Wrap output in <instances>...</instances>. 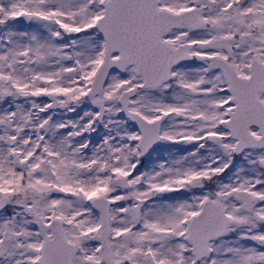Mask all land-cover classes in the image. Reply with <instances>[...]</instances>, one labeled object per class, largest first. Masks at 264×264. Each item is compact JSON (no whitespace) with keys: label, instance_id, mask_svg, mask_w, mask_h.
<instances>
[{"label":"snow or ice","instance_id":"6c2138e0","mask_svg":"<svg viewBox=\"0 0 264 264\" xmlns=\"http://www.w3.org/2000/svg\"><path fill=\"white\" fill-rule=\"evenodd\" d=\"M0 264H264V0H0Z\"/></svg>","mask_w":264,"mask_h":264}]
</instances>
